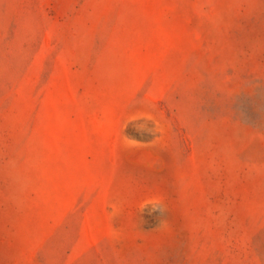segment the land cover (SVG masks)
<instances>
[{
  "label": "rangeland",
  "instance_id": "374dc122",
  "mask_svg": "<svg viewBox=\"0 0 264 264\" xmlns=\"http://www.w3.org/2000/svg\"><path fill=\"white\" fill-rule=\"evenodd\" d=\"M0 264H264V0H0Z\"/></svg>",
  "mask_w": 264,
  "mask_h": 264
}]
</instances>
